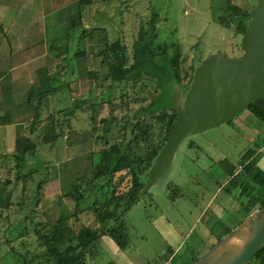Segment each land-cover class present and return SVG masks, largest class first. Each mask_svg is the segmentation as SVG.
Masks as SVG:
<instances>
[{"label": "rangeland", "instance_id": "374dc122", "mask_svg": "<svg viewBox=\"0 0 264 264\" xmlns=\"http://www.w3.org/2000/svg\"><path fill=\"white\" fill-rule=\"evenodd\" d=\"M224 1L91 0L90 5L82 6L78 11V0H0V38L12 40L5 52V56L10 55L5 61V85L10 82L9 90L15 91L18 101H24L32 86L47 84L49 77L56 78L53 81L55 85L64 81L69 83L64 90L49 96L46 106L43 105L42 109L40 107L42 111L33 130L36 135L32 131V140L28 131H31L34 111L30 108L25 110L22 104L19 108L14 106L18 109L15 111V122L20 120V126L26 130L20 128L15 135L11 129L6 130L7 139L2 146L0 144L5 149V154L2 158L0 156V183L7 178L11 181L7 186L9 206L0 208V264H51V258L44 252L34 230L47 229L56 220L66 216V223L76 232L83 226L93 227L96 225L94 211L101 208L100 202L110 196L114 187L120 193L126 191L131 184V174L123 170L113 175L110 181L97 183L102 185V193H99V187L96 190L88 188L92 190L89 192L86 186L91 182L90 172L93 164L98 161V154L113 144H119L121 150L130 152L132 157L143 158L151 142L135 143V134L140 136L147 125L151 126L150 132L154 133L153 136L149 135V140L156 141L157 135L164 133L158 121L150 118H145L147 125L142 123L138 130L134 122H131L134 111L146 104L150 93L155 92L154 82L147 79L122 83L110 89L106 66L101 63L102 50L109 40L121 38L130 60L132 37L139 22H146L151 12L155 11L160 16L159 40L171 38V32L174 31L172 37L178 39L182 51L189 52L196 62H202L216 54L240 58L244 50L241 35L234 31L235 23L228 27L217 21L218 15L225 13L228 16ZM231 2L240 6L241 12L247 15L255 4V0ZM71 19L77 22L74 30L67 28ZM95 26L106 27L107 34L99 29L95 32L94 29L91 38L87 35L80 36L84 29ZM22 35L29 39L28 43L39 41V46L35 44V47H25L22 43L26 40L21 39ZM64 43L71 46V58L84 50L91 74L77 76L73 68L67 77L64 75L61 64L66 53L58 48ZM187 62L190 64V59ZM18 77L20 78L17 80ZM183 79L182 83H185V77ZM180 88L181 86L175 88L172 97L175 106L184 99ZM100 95L104 97L103 103L98 109L96 122L92 123L91 103L97 101ZM81 99L88 103L75 109L73 114L63 110L71 107L74 100ZM246 114L248 112L243 111L226 122L186 137L169 168L124 214L130 237L129 247L120 250L113 244V252L110 247L103 248L102 244L100 249L92 246V255H87L86 264L161 263V256L168 249V235H171L162 230L160 222L162 223L166 213L170 218L174 207L167 197L166 185L172 183L179 187L187 199H193L194 192L199 190L204 192L203 200L215 194V178L219 183H223V179L227 180L221 173L219 176L215 175L219 170L215 159L223 154L230 160H236L247 149L253 148L252 141L257 138L256 129L264 127V123L254 116L247 122L243 119ZM8 115L12 116L5 111V122L8 121ZM106 116L113 119L108 132L104 133L100 120ZM130 140L132 148L129 150L125 144ZM140 167L143 168V164ZM263 168L261 169L264 171ZM17 171L22 175L19 179L15 178ZM147 176L142 175L141 180L146 182ZM75 183L80 186L84 197L78 208L73 200L65 197V193ZM250 186L251 193L256 195V184L251 182ZM234 194H239V189ZM221 197L226 202L229 200L221 193L213 198L214 203L222 202ZM178 206L182 208L185 205ZM226 212L233 214V218L242 219L246 216L236 201ZM180 217L183 219L184 216ZM175 222L171 219L174 227L181 231L184 226ZM227 225L233 227V221L227 222ZM224 231L225 229L218 230L217 238L222 237ZM107 243L111 245L112 242L107 239ZM196 255L185 253L184 257L193 259ZM175 258L167 263L174 264V261L183 264L181 259Z\"/></svg>", "mask_w": 264, "mask_h": 264}, {"label": "trees", "instance_id": "16d2710c", "mask_svg": "<svg viewBox=\"0 0 264 264\" xmlns=\"http://www.w3.org/2000/svg\"><path fill=\"white\" fill-rule=\"evenodd\" d=\"M78 3V11H80L81 7L84 5L88 6L91 0H78ZM224 9L226 12H229L228 16L225 13L224 15H218L217 21L228 27L234 22L235 33L243 37L246 32L247 23L251 18L250 13L247 15L241 12V7L232 3L231 0L224 1ZM158 22H160V16L155 11L151 12L146 22H139L138 29L132 37L130 60L126 46L121 42L122 39L115 37L109 40L102 50L101 63L106 66V76L110 81V89L116 88L122 83L128 84L147 79L155 83V92L150 93L149 101L146 104L140 105L134 111L131 122H134V126L138 130L141 129L142 123L146 124L144 119L150 118L158 121L164 133L159 134L161 136L157 135L156 141L149 140V135L153 136L154 133L150 132L151 126L146 124L147 128L141 132L140 136L137 133L135 134L133 137L135 143L145 142L149 144L151 142L150 148L143 158L140 156L136 158L132 157L130 152L122 151L119 144H113L98 154V161L93 164L90 172L91 184H87V189L96 190L99 187L98 191L102 193V185H97V183L101 181L104 183L108 182L113 175L121 173L123 170H127L126 173L131 174V184L126 191L120 193L116 192L114 187L111 190L110 196L103 202H100L101 208H96L94 211V223L96 225L93 227L88 225L83 226L76 232L66 223V216L56 220L47 229H35L34 233L40 245L44 248V252L51 258V264H86L87 255H92L91 247L94 246L100 249L104 237L111 240L120 250H125L129 247L130 237L124 214L138 201V197L145 184V181L141 180V176L148 175L153 161L173 129L177 111L181 108V103H183L182 101L178 106L173 104L172 97L175 93V88L181 86L180 89H182L183 98H185L192 82L194 71L202 63L196 62V59L193 56L191 57L189 52L185 53L182 51L178 39L172 37L174 31L171 32V38L168 37L169 39L163 41L159 40ZM76 23L75 19H71L67 28L74 30L77 27ZM95 27L84 29L80 36L87 35L88 38H91V33L94 32V29L95 32L99 29L105 35L107 34L106 27ZM38 42L35 43L37 44L35 46H39ZM58 48L59 51L66 53L64 60H62L64 62L61 64L66 77L68 72L70 73L73 68L76 70L77 76L91 74L87 66L88 59L84 50L75 53L71 58V46L68 43H64ZM188 59L191 61L190 64L187 62ZM55 76L57 77L58 74ZM183 77H185V83H182L184 81ZM49 78L47 84L32 86L28 90L24 101H22L25 110L30 108L31 111H34L30 124L31 133L39 121L40 112L42 111L40 107L42 109L43 105L46 106L48 104L49 96L69 86L67 81L55 85L53 81L56 78ZM103 98L100 95L97 101L91 103L92 123L96 122L98 109L102 106ZM86 103H88L86 100H74L71 107L63 110H66L69 114H73L75 109L80 108ZM246 110L264 123V96L252 102ZM112 119L111 116L101 118L100 121L103 123L104 133L108 132ZM125 126L126 124L123 125V127ZM139 138H142V140H139ZM131 143L132 140L125 144V147L129 150L132 148ZM257 162L258 154L253 148H249L242 153L235 163L226 157L218 162L219 167L228 175L223 191L231 194L234 189H239V194L235 195L233 199L239 203L247 215L264 205V171L257 165ZM140 164H143V168L140 167ZM19 165L17 164V166ZM237 166H240V168L236 172ZM21 177L22 175L17 171L15 178L19 179ZM10 182L7 178L0 183V208H7L9 206L10 195L8 194L7 186ZM251 182H254L257 186L258 193L256 195L251 193ZM174 187L177 186L172 185V183L166 185V194L171 199V202L181 198L183 195L179 187ZM90 189H88L89 192L92 191ZM65 197L73 200L77 208L84 199L81 188L77 183L71 186L65 193ZM224 220L223 229L225 231L223 235L240 223L231 215H227ZM230 221H233V225L234 221H236V224L233 227H229L227 222ZM103 248H105L104 245ZM162 257V259H165L166 256L163 255ZM197 257L198 255L193 257V259H187L181 255H177L175 259L179 258L183 260V264H191ZM173 263L177 264L174 261ZM27 264L31 263L28 262ZM245 264H264V248Z\"/></svg>", "mask_w": 264, "mask_h": 264}, {"label": "water", "instance_id": "95a60500", "mask_svg": "<svg viewBox=\"0 0 264 264\" xmlns=\"http://www.w3.org/2000/svg\"><path fill=\"white\" fill-rule=\"evenodd\" d=\"M246 32L244 54L208 57L196 67L172 131L153 161L140 195L171 165L189 135L226 122L264 96V0H255ZM238 237L241 244H233ZM264 248V205L223 235L191 264H245Z\"/></svg>", "mask_w": 264, "mask_h": 264}, {"label": "crops", "instance_id": "0c3cea01", "mask_svg": "<svg viewBox=\"0 0 264 264\" xmlns=\"http://www.w3.org/2000/svg\"><path fill=\"white\" fill-rule=\"evenodd\" d=\"M84 6H86V5H84ZM78 8H79V6H78ZM21 39L23 41L26 40L25 43L24 42L22 43L25 45V47L27 46L28 48H31L32 46L35 45L34 42L28 43L29 39L25 35H22ZM11 41H9V40L5 41V38H3V39L0 38V144H1V146H2V144L5 143V139H7L8 132L6 130L11 129L13 131L14 135L16 132L20 131V130H18L20 128H21V130L22 129L26 130L25 127L20 126L21 125V124H19L20 120H17V122H15V117H17V114L15 116V111H17L18 109L14 106L17 105V107H18L21 104L23 106L24 103H22V101H20V102L18 101V97L15 94V91L13 89L11 91L9 90L8 84L10 82L5 85V61H7V59L10 57V55L5 56V52H6V50L9 49V46L11 45ZM8 42H9V45L7 44ZM18 45H21V44H18ZM27 51H29V49H27ZM32 54L34 55L35 52H32ZM24 63H26V62H24ZM20 77L24 78L25 76H20ZM20 77H18L17 80ZM5 88H6V90H5ZM8 90H9V92H8ZM28 110H29V108H28ZM5 111L6 112L8 111V114L9 113L12 114V116L8 115L9 116L8 121H6V122H5ZM243 111L248 112V114H246L243 119H245L247 122H249L251 119V116H253V115L248 110H243ZM242 112H240V113H242ZM40 127H41V125L39 126L38 131H39ZM256 130H257V138H256V140L252 141L254 143L253 149H255L256 153L258 154L257 165L260 168H263V166H264V127L263 128H262V126L258 127V129H256ZM28 132H29L28 135H30L29 136V138H30L32 136V133H31V131H28ZM33 132H34L33 134L36 135V132L35 131H33ZM37 135H38V132H37ZM15 137L17 138V135ZM15 137H14V139H16ZM4 154H5V149L0 147L1 158ZM219 155H220V157L219 158L217 157L215 159V161H217V164L219 161L223 160L224 157H226L223 154H219ZM240 156L241 155H239L237 157V159H239ZM211 159H214V158L211 157ZM237 159L234 161H233V159H231V160L233 161V163H235L237 161ZM217 167L219 170L217 173L214 172L215 175L219 176V174L221 173V176H224L228 179V175L219 167V165ZM239 168H240V166H237L236 172L239 170ZM216 179H217V177L215 178V182H216L215 183L216 189L214 190L215 194L213 193L212 195H210L208 193V196L209 195L210 196L208 198L206 197L205 200H203L204 192L202 190H199V192H196V193L194 192L193 199H187V198H185L184 195H182L181 198L176 199L173 202H171L174 205V207L171 210L170 218H169V215L166 213L165 216L162 218L163 219L162 223L160 222V226L162 227V230L164 232H168V234L170 233L171 237L168 235V239H167L168 249H166V251L163 253L164 256H166L165 259H162L163 258L162 257L163 255H162L161 256V260H162L161 263L156 261L157 262L156 264H168L167 262H169L170 260H173L174 259L173 257H175L177 255H182V257H184L185 253H186V255L189 253H192V254L195 253L198 256H200L212 244H214L219 239V238H217L218 233L216 234V232L218 230H220V231L224 230L223 229L224 228L223 226L225 224L224 219L227 217V215H231L230 212H229L230 214H228L227 212L225 213V210H228L230 205L235 203L236 200L233 199V197L235 196L234 193H235L236 189H234L231 194H228L227 192L223 191V188H224L227 180L223 179L224 182L219 183L218 180H216ZM221 193H223V196L225 198H227V199L229 198V200L226 202V200L223 197H221V198H223L222 202L218 201V202L214 203L213 198L214 197L217 198L218 196L221 195ZM195 194H197V195H195ZM182 204L185 206H183L182 208L180 206H178V205H182ZM224 204H227V206H225ZM241 209H242V207H241ZM243 212L246 215L245 217H243L245 219L248 215L244 210H243ZM252 213H250V214H252ZM180 215L184 216L183 219L180 217ZM231 216H234V215L232 214ZM234 218L239 222L244 220L243 218L242 219H239L236 217H234ZM171 219L174 221V223H176L175 221H177L180 225L184 226V228L181 231L179 229H176L174 227V225L171 223ZM177 226H179V225L177 224ZM172 237H173V239H172ZM107 239H108L107 237H104L102 239V244L104 243L103 245H104L105 249H109V247H110L112 249V251L114 252L115 248H114L113 242L110 240L112 243H111V245H109L107 243ZM187 242H189V244H187ZM205 243H207V246L209 245V247L204 246ZM181 251H183V252H181ZM181 262H182V260H181Z\"/></svg>", "mask_w": 264, "mask_h": 264}, {"label": "bare ground", "instance_id": "6f19581e", "mask_svg": "<svg viewBox=\"0 0 264 264\" xmlns=\"http://www.w3.org/2000/svg\"><path fill=\"white\" fill-rule=\"evenodd\" d=\"M242 240H240L238 237H235L233 240H232V243L233 244H241Z\"/></svg>", "mask_w": 264, "mask_h": 264}]
</instances>
